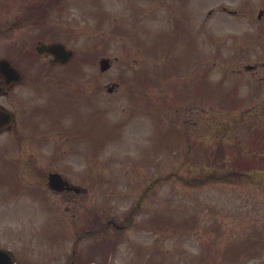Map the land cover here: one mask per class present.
Here are the masks:
<instances>
[{
  "label": "rangeland",
  "instance_id": "374dc122",
  "mask_svg": "<svg viewBox=\"0 0 264 264\" xmlns=\"http://www.w3.org/2000/svg\"><path fill=\"white\" fill-rule=\"evenodd\" d=\"M21 4L0 0V58L24 76L8 104L16 126L0 134V244L23 264H63L75 245L86 262L264 264V0H161V8H194L185 58L159 53L158 61L145 50L135 60L165 14L120 36L111 24H82L63 40L74 52L65 67L36 55L33 28L13 27ZM103 58L113 65L106 73ZM113 83L119 89L108 94ZM239 101L247 105L230 108ZM32 171L44 174L23 185L58 171L89 190L56 201L17 196L6 206L10 176ZM111 218L127 229L103 232Z\"/></svg>",
  "mask_w": 264,
  "mask_h": 264
},
{
  "label": "flooded vegetation",
  "instance_id": "af4514ba",
  "mask_svg": "<svg viewBox=\"0 0 264 264\" xmlns=\"http://www.w3.org/2000/svg\"><path fill=\"white\" fill-rule=\"evenodd\" d=\"M33 5L29 8H19V12L16 15V19L13 21L14 27H25V28H34L38 31V36L35 38L38 39V43L46 42L44 39H48L47 43H65L63 42L64 38L61 35V29L66 28L67 26L73 27L72 25H77L81 20L82 17H91L97 19L98 12L101 8L97 4H93L92 2H88L87 0H30ZM94 1V0H93ZM83 6L87 8H83ZM130 8H112V18L114 21H117V12L120 9L122 13H126L127 17H131L136 22H142L147 17V8H136L138 6H129ZM134 7V8H133ZM153 7V6H151ZM150 12L155 13L160 8L158 6L151 8ZM131 9L133 11L131 12ZM1 10V8H0ZM161 12V10H159ZM181 20L177 19L175 24L179 25L181 22H188L189 16L185 15L183 12V17H180ZM0 26H2V21L0 20ZM53 29L55 31L56 36H45L43 32H48L46 29ZM1 32V30H0ZM176 36L181 39L184 37V30L181 27H176L175 30ZM61 35V36H60ZM50 58V57H48ZM7 80L4 79L2 73L0 72V109L6 112H10L11 108H9V100L15 94L16 86L7 85ZM11 113V112H10ZM14 116V114H13ZM15 123V119H14ZM16 125V123H15ZM13 126V125H12ZM13 127L5 128L3 131L0 132H11ZM17 135V134H15ZM57 172L58 171H49ZM30 173H39V172H30ZM38 176V175H37ZM70 185L73 186L74 182H69ZM39 186L48 187L46 180L42 181H35L29 182L28 189L32 191H38ZM75 186V185H74ZM49 194L53 197L52 199L55 200L60 195H67V196H75L77 197L76 192L73 191H66L64 193H56L51 191L50 189L47 190ZM88 190L81 188V193H87ZM80 194V193H79ZM78 194V195H79ZM68 203H71L67 201ZM114 224L117 229H124L122 223H116L115 219H111L108 221V224ZM118 225H116V224ZM113 259V256H110ZM23 264V263H21Z\"/></svg>",
  "mask_w": 264,
  "mask_h": 264
},
{
  "label": "water",
  "instance_id": "95a60500",
  "mask_svg": "<svg viewBox=\"0 0 264 264\" xmlns=\"http://www.w3.org/2000/svg\"><path fill=\"white\" fill-rule=\"evenodd\" d=\"M44 47V51H48L51 52L53 54L56 55L57 60L58 61H67L70 57V53H66L65 50L61 47V46H43ZM104 64V62H103ZM0 69H2L3 71L6 70H11L16 76L19 77L18 73H16V70H14L11 66L10 63L7 61H2L0 63ZM11 121V116L8 115L7 113H2L0 112V128L3 127V125H5L6 123H9ZM52 179H54L55 181H60L61 179L57 178L56 176H52ZM5 253L0 251V260H2L1 255H4Z\"/></svg>",
  "mask_w": 264,
  "mask_h": 264
}]
</instances>
